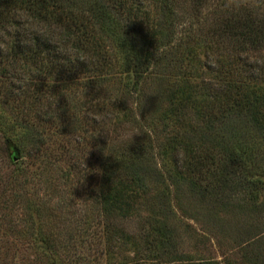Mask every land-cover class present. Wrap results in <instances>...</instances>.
Here are the masks:
<instances>
[{"label":"trees","instance_id":"trees-1","mask_svg":"<svg viewBox=\"0 0 264 264\" xmlns=\"http://www.w3.org/2000/svg\"><path fill=\"white\" fill-rule=\"evenodd\" d=\"M149 1L151 13L135 0H0V108L12 117L2 145L13 165L1 195L24 199L16 190L35 191L29 176L61 163L95 195L96 211L83 219L104 247L101 257L139 238L138 264L179 259L175 209L186 199L208 203L216 220L230 205L251 235L247 260L264 264V61L257 56L264 0H193L196 9L212 6L203 32L181 21L178 0ZM26 23L49 35L27 36ZM195 45L210 50L207 66L215 73L198 86L185 78L193 75L187 62ZM113 82L126 94L117 102L93 96ZM148 90L160 123L171 122L166 134L125 139L127 98L138 102ZM20 173L26 177L18 182ZM146 196L147 213L133 234L124 221L139 215ZM22 201L31 214L48 212L36 193ZM30 237L53 247L51 239ZM7 243L0 264L30 263ZM37 248L56 261L54 250Z\"/></svg>","mask_w":264,"mask_h":264},{"label":"rangeland","instance_id":"rangeland-1","mask_svg":"<svg viewBox=\"0 0 264 264\" xmlns=\"http://www.w3.org/2000/svg\"><path fill=\"white\" fill-rule=\"evenodd\" d=\"M135 1L140 3L146 11L152 12L149 0ZM178 1L182 13V22L187 26L192 24V28L196 29L197 32H203L209 27L213 18L211 5L196 9L193 0ZM225 1L228 4H237L242 0ZM191 50L187 64L188 72L193 75L191 77L185 76V78H188L189 83L197 86L200 83L213 80L215 73L207 66L206 59V54L210 50L201 45H195ZM257 56L264 61V48L259 51ZM124 94L122 85L117 82H113V85L110 86H101L93 92V96L96 98L111 97L116 102ZM149 97L150 91L148 90L143 99L138 102H134V97L127 98L129 106L124 109L126 116L123 117L120 131L125 139L150 136L149 131H151L154 136H159L161 140L166 134L164 127L168 129L171 122L165 119L164 123H160V115H158V111L155 110V106ZM165 111V108L161 109V113ZM11 118L9 113L0 108V251L9 244L7 241H12L15 243L19 258L23 259L24 257L30 262L26 264H51L49 258L38 254V245L39 249L42 247L45 251L54 250L56 261L52 264H124L126 262L138 264L137 258L140 253L135 255V252L142 249V241L139 238L125 240L124 245H120L119 248L115 246V255L111 253V256L104 255L101 257L104 247L100 240L98 242L90 236L94 228H87L83 219L85 213H92L91 215L95 213L93 199L95 195L92 194L93 192L88 193L83 189L84 181L82 179L78 180L72 173L67 176L66 169L61 163L39 167L41 170L38 169L42 171L39 177L35 176L32 179L29 176L28 182H35L33 184L35 191L31 190V186L23 188V190H16L18 194L24 193V199L19 197L17 201H11L10 194L4 197L1 195L2 182L7 179L13 169L10 158H8L9 156L2 145L5 134L12 133L7 125L12 123ZM166 162L171 167L168 153L166 154ZM32 167L35 166H31L30 171L34 170ZM25 177V173H20L16 179L20 182ZM32 193H36L38 198L49 204L46 207L47 213L43 211V214L39 216L31 214L27 210L22 200L31 199ZM6 198L9 199L8 203L13 206L3 209L2 201ZM192 200L195 202L186 199L179 208L175 209L180 231L179 259L169 264H203L207 261H212L213 264H251L246 255L251 235L248 236L249 231H246L243 226L241 227L245 218L239 209L230 205L223 206L220 219L216 220L211 217L213 211L208 203L200 204L198 203L201 202L200 200ZM149 201V196L141 199L137 205V214L139 215L124 221L127 229L133 234L138 232V227L142 223L140 216L147 213ZM173 203L177 206L179 204L177 199H174ZM95 221L97 220L93 219L92 223ZM81 223L84 224L81 225ZM31 234L36 235L39 239L43 237L51 239L49 244L53 246L52 249L50 250L41 239L35 242V238L30 237ZM261 243L264 246V238H262ZM1 257L0 259H2Z\"/></svg>","mask_w":264,"mask_h":264},{"label":"clouds","instance_id":"clouds-1","mask_svg":"<svg viewBox=\"0 0 264 264\" xmlns=\"http://www.w3.org/2000/svg\"><path fill=\"white\" fill-rule=\"evenodd\" d=\"M24 33L27 35V36H31L32 33H35L39 36H48L49 35V32L48 31H45L43 30L42 28H36V27H33L31 26V24H27L25 25V28L23 29ZM149 134L151 135V131H149Z\"/></svg>","mask_w":264,"mask_h":264}]
</instances>
